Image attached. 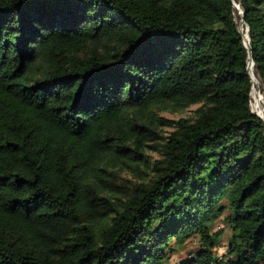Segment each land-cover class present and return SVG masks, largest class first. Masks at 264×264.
<instances>
[{
  "label": "trees",
  "instance_id": "trees-1",
  "mask_svg": "<svg viewBox=\"0 0 264 264\" xmlns=\"http://www.w3.org/2000/svg\"><path fill=\"white\" fill-rule=\"evenodd\" d=\"M236 2L0 0V264H264V0Z\"/></svg>",
  "mask_w": 264,
  "mask_h": 264
},
{
  "label": "rangeland",
  "instance_id": "rangeland-1",
  "mask_svg": "<svg viewBox=\"0 0 264 264\" xmlns=\"http://www.w3.org/2000/svg\"><path fill=\"white\" fill-rule=\"evenodd\" d=\"M236 1L238 0H233L234 7L238 5ZM235 22L240 32L243 33V39H244L243 42L248 46V40L246 38L247 27L244 25L242 20L237 16V14H235ZM249 72H250L249 74L250 78L252 80V89L250 93V108L255 115H258L260 118H264V90H263L264 87L258 75L254 73L253 67H251V69L249 68ZM195 108L196 107L194 106L181 113H175V114L164 113L163 115L168 119L177 120L181 117L190 116ZM164 132H169V130L167 128H164ZM214 230L217 232V234L218 233L220 234L219 236L220 238L218 239L219 240L218 253H222L224 251V246L227 244L228 238L230 236L229 230L221 220L215 223ZM173 247L176 248L177 250L171 260V262L174 263L178 261L180 258L186 257L189 251L195 250L197 246L192 241L189 240L184 244V247H179L177 245H173Z\"/></svg>",
  "mask_w": 264,
  "mask_h": 264
},
{
  "label": "water",
  "instance_id": "water-1",
  "mask_svg": "<svg viewBox=\"0 0 264 264\" xmlns=\"http://www.w3.org/2000/svg\"><path fill=\"white\" fill-rule=\"evenodd\" d=\"M233 4H234V3H233ZM239 8H240V7H239ZM239 13L242 15V11H241V9H240ZM247 33H248V28H247V32H246V38H247V40H248V46H247L244 42H243V44H244V46H245L247 49H249V38H248V34H247ZM249 63H252V64L254 65L250 53H249V56H248L247 66L249 65Z\"/></svg>",
  "mask_w": 264,
  "mask_h": 264
},
{
  "label": "bare ground",
  "instance_id": "bare-ground-1",
  "mask_svg": "<svg viewBox=\"0 0 264 264\" xmlns=\"http://www.w3.org/2000/svg\"><path fill=\"white\" fill-rule=\"evenodd\" d=\"M235 8L238 10V12L240 11L239 4L236 5ZM253 66H254V65H253L252 63H249V65H248V70H249V68L251 69V67H253ZM249 74H250V72H249Z\"/></svg>",
  "mask_w": 264,
  "mask_h": 264
}]
</instances>
